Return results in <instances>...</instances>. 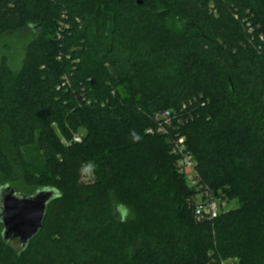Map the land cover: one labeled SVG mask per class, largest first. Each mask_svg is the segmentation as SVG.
Segmentation results:
<instances>
[{
    "label": "trees",
    "instance_id": "1",
    "mask_svg": "<svg viewBox=\"0 0 264 264\" xmlns=\"http://www.w3.org/2000/svg\"><path fill=\"white\" fill-rule=\"evenodd\" d=\"M138 1L47 0L42 12L38 0H0V39L47 32L20 69L0 59V185L61 193L27 247L0 231V264H115L97 243L114 208L125 264H206L210 252L264 264V0ZM141 12L167 41L133 30L149 26ZM160 112L167 134L147 133ZM180 139L200 185L237 208L196 219L198 193L171 153Z\"/></svg>",
    "mask_w": 264,
    "mask_h": 264
},
{
    "label": "rangeland",
    "instance_id": "2",
    "mask_svg": "<svg viewBox=\"0 0 264 264\" xmlns=\"http://www.w3.org/2000/svg\"><path fill=\"white\" fill-rule=\"evenodd\" d=\"M47 0H38V6L40 11H45V6H46ZM137 0H132V3L136 4ZM104 16L105 20L111 21L113 19H116V15L114 12L111 11H104ZM141 17H145L147 20V25L148 27H142V28H137L135 27L133 30L137 31L138 35L142 36H148V34L151 33L152 38L158 39L160 41H167L165 39V36H160L162 34H159V32H156L158 30L157 27H161L164 25L160 20H156L155 18H147L142 12H141ZM151 20V21H150ZM153 29V32L151 30ZM42 33H47L44 32V30H35V31H29V30H24L22 32L18 33H13V34H8L0 39V59L4 57L7 59L8 65L15 70H18L22 67V65L25 63L26 57H27V49L29 46V43L32 42L36 37L41 35ZM6 48V49H5ZM5 49V51H4ZM213 74V73H212ZM212 74L209 75V78H212ZM216 79V76L213 77ZM206 83V81L204 82ZM155 90V88H154ZM100 150V149H99ZM92 164L91 162H86L83 164L82 170L80 172V178H79V183L83 184L85 186L93 184L95 181V174H94V167L91 172H85L84 169L89 165ZM4 185V184H3ZM14 186L17 185V187L20 185L21 189L19 190H25L27 194H32L34 191L32 190V186L30 184H27L25 181L20 182V184H14ZM22 193V192H21ZM222 201H218V213H221L223 211H228L231 209H235L238 207V202L237 201H231L229 199H226L223 197V195L220 193ZM199 195H193V203H199L200 202V196ZM126 199V198H125ZM194 199L196 202H194ZM116 205H119L118 203H115ZM195 205V204H194ZM114 212H112V216L114 218L115 225L110 229L107 234H105L100 240L97 241V243H100V245H104L106 248V251L108 254L111 255L114 263H126L129 258L126 250L124 251L123 248H127L130 245L129 241H125L123 239V231L121 228L116 224L117 221L120 220L121 215L118 212L116 208H114ZM158 218H156V215L153 216L152 221L147 223L145 228L149 229L151 232L155 231L158 227ZM2 230V225L0 224V231ZM100 239V238H99ZM137 237L133 235V238L131 241L136 240ZM206 264H229L228 261L226 260H220L214 256L213 252H210L208 254V261Z\"/></svg>",
    "mask_w": 264,
    "mask_h": 264
},
{
    "label": "water",
    "instance_id": "3",
    "mask_svg": "<svg viewBox=\"0 0 264 264\" xmlns=\"http://www.w3.org/2000/svg\"><path fill=\"white\" fill-rule=\"evenodd\" d=\"M60 196L58 190L50 187L25 194L10 184L0 185V224L4 242L19 240L22 248L27 247L43 228L49 204Z\"/></svg>",
    "mask_w": 264,
    "mask_h": 264
},
{
    "label": "built area",
    "instance_id": "4",
    "mask_svg": "<svg viewBox=\"0 0 264 264\" xmlns=\"http://www.w3.org/2000/svg\"><path fill=\"white\" fill-rule=\"evenodd\" d=\"M154 120L157 123L155 128H149L147 133L149 134H159L166 135L167 128L162 123L165 122L170 124L171 117L169 112H160L155 114ZM163 121V122H162ZM74 141L80 143L82 138L80 135L74 137ZM171 153L178 157V170L179 173L184 176L188 185L194 188L198 195L200 196V202L196 203L195 207V217L198 221H203L205 219L212 220L217 217L218 214V200L212 195V192L204 188L199 183V175L195 169V161L189 152L187 146L184 144L183 139H180L177 143H173L171 146ZM198 196V197H199ZM234 264V263H233Z\"/></svg>",
    "mask_w": 264,
    "mask_h": 264
},
{
    "label": "clouds",
    "instance_id": "5",
    "mask_svg": "<svg viewBox=\"0 0 264 264\" xmlns=\"http://www.w3.org/2000/svg\"><path fill=\"white\" fill-rule=\"evenodd\" d=\"M133 138L135 139V140H138L139 139V136L138 135H136L135 133H133ZM93 165L92 164H89L85 169H84V171L85 172H91L92 170H93Z\"/></svg>",
    "mask_w": 264,
    "mask_h": 264
}]
</instances>
